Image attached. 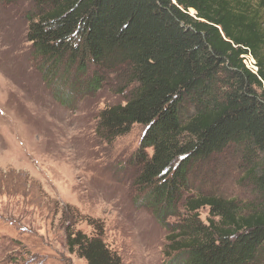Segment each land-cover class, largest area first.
<instances>
[{"label":"trees","instance_id":"1","mask_svg":"<svg viewBox=\"0 0 264 264\" xmlns=\"http://www.w3.org/2000/svg\"><path fill=\"white\" fill-rule=\"evenodd\" d=\"M30 1L27 40L41 62L93 67V84L96 73L123 77L124 105L100 112L97 134L112 143L144 127L135 186L162 224L182 202L166 255L264 264V0ZM248 53L255 74L243 64ZM229 148L245 158L252 201L188 192L191 169ZM66 245L87 264H122L100 236L69 232Z\"/></svg>","mask_w":264,"mask_h":264},{"label":"rangeland","instance_id":"2","mask_svg":"<svg viewBox=\"0 0 264 264\" xmlns=\"http://www.w3.org/2000/svg\"><path fill=\"white\" fill-rule=\"evenodd\" d=\"M35 16L30 0H0V264H87L69 232L100 236L122 264H179L166 252L182 202L162 224L134 183L144 127L97 134L100 112L124 105L123 77L46 66L27 40ZM246 169L229 148L191 169L187 191L252 201Z\"/></svg>","mask_w":264,"mask_h":264},{"label":"built area","instance_id":"3","mask_svg":"<svg viewBox=\"0 0 264 264\" xmlns=\"http://www.w3.org/2000/svg\"><path fill=\"white\" fill-rule=\"evenodd\" d=\"M243 64L246 69H248L251 73L257 72V65L255 59L248 53L246 55H242Z\"/></svg>","mask_w":264,"mask_h":264}]
</instances>
